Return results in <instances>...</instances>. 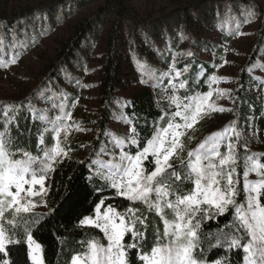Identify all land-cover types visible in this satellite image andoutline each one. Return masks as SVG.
<instances>
[{
    "label": "snow or ice",
    "instance_id": "snow-or-ice-1",
    "mask_svg": "<svg viewBox=\"0 0 264 264\" xmlns=\"http://www.w3.org/2000/svg\"><path fill=\"white\" fill-rule=\"evenodd\" d=\"M254 16L255 12L250 10L246 22H251ZM8 38L11 43L6 45L5 38L0 36V68L3 69L16 64L27 47L16 39L15 33ZM30 43L34 44L35 39ZM6 48L11 55L6 53ZM183 55L193 56V53L173 54L168 70L160 73L154 84L166 92L171 90L169 108L174 111H163L159 117L160 122L167 118V123L154 124L151 138H146L141 147V136L132 118L121 113L118 119L130 125L129 134L118 136L106 132L111 149L101 145L89 161V167L94 169L90 179L115 190L116 195L125 198L130 205H143L144 211L132 206L120 211L100 199L94 214L83 217L79 226L99 230L106 243L97 237L82 241L84 250L74 253L70 264H234L233 251L241 253V260L236 264H264V154L248 150V138L234 119L205 138L196 149L188 150L185 158V138L189 141L194 138L195 126L201 120L213 112H234V108L218 106L212 100L214 93L217 99H230L234 105L238 98L231 89L212 87L228 79L215 74L206 82L209 91L188 94L190 78L181 77L190 71L191 65L176 66V56ZM256 67L264 69V65L253 64L246 71L251 73ZM165 78L168 79L166 87L161 83ZM253 79L264 92V79ZM76 85L88 87L78 80ZM180 90H184L185 95H180ZM38 95L49 108L38 109L31 100L0 104V125L3 126L0 128V264H12L9 246L21 243V239L27 244L31 264H45L42 246L31 233V224L39 219L34 214L38 204L33 198L47 194L49 174L71 151L65 143L67 137L74 130L87 131L72 120L68 109L75 100L69 105L67 92L49 89L47 94ZM118 103L127 106V102ZM24 107L33 121L38 119L44 125L39 139L42 155L12 147L14 138L10 127L15 126L19 135L24 134L16 120ZM50 111L54 113L52 116ZM246 126L252 129L253 136L257 135L252 118L247 119ZM49 131L53 133L51 147L45 145L43 139V134ZM115 149H119L118 154ZM103 155L110 158L103 160L100 158ZM145 162L150 167H146ZM176 162L179 167L174 166ZM253 173L257 179L250 180ZM189 182L191 187H186ZM44 204L46 206V201ZM229 212L232 219L224 227L230 231L218 229L215 243L208 241L210 233L202 231L203 224L218 221ZM145 213L159 217L163 224L162 232L154 226L155 242L147 251L144 241L149 224ZM129 234L130 240L126 242ZM205 241H208L207 249ZM216 248L222 249L224 254L210 262L206 252ZM133 249L136 252L130 256Z\"/></svg>",
    "mask_w": 264,
    "mask_h": 264
},
{
    "label": "trees",
    "instance_id": "trees-1",
    "mask_svg": "<svg viewBox=\"0 0 264 264\" xmlns=\"http://www.w3.org/2000/svg\"><path fill=\"white\" fill-rule=\"evenodd\" d=\"M94 4V10L69 23L70 19ZM169 6V11L157 18H141L128 0H42L39 4L21 1L13 6L4 1L0 4V36L5 38V44L11 43L9 34L15 33L16 39L27 45L17 62L42 46L44 39L51 36L59 26L69 25V34L58 40L54 57L47 60L40 72L28 71L36 75L37 85L28 93L22 89L21 96L0 101V104L31 100L38 109L49 108V105L41 101L38 93L47 94L50 89L67 92L68 103L73 105V100L80 101L87 89L78 87L76 81L84 85V73L95 72L96 81L91 85L96 89L97 105L92 116L84 119L72 116L73 121L87 129L86 138L81 143L73 142L68 146L74 155L58 163L46 180L48 209L34 212L39 219L31 224V233L42 246L45 264H70L71 256L84 250L81 242L92 237L106 243L99 230L79 226L83 217L94 214V207L100 199L105 200V205L111 204L120 211L129 206L144 211L143 205H130L125 198L117 196L115 190L90 179L94 169L89 167V161L101 145L111 149L105 133L118 135L111 128V122L119 112L132 118L141 136V147L146 138H151L154 124L160 123L163 126L167 123V118L163 122L159 121L162 112L168 108L167 104L158 101L164 89L154 84L156 77L168 69L173 54L193 53V56H176V66L182 68L185 64L191 65L190 71L181 77L190 78L188 94L205 93L209 91L206 83L209 76L216 75L226 60L225 48L236 41L246 26L254 27L255 41L250 52L238 64V73L226 77L229 89L238 98L235 105L230 100V106L227 107L234 108V112H222L220 118L224 123L223 128L234 119L237 120V127L242 128L248 138V150L264 154V92L253 79H264V69L256 67L251 73L246 71L253 64L264 65V9L254 0H200L193 5L185 4L184 0H169ZM250 10L255 12V16L251 22H246ZM105 29L104 59L96 62V44ZM216 33L222 45L215 38L206 36ZM32 39H35L34 44L30 43ZM5 51L11 55L8 48ZM200 51L211 52L213 63L202 60ZM14 65L7 69L0 68V71L9 70ZM137 83L143 87L140 93L128 97L122 95V92ZM161 83L166 87L168 79L165 78ZM168 91L171 93V90ZM179 94L185 95V91L180 90ZM118 101L127 102V106L122 107ZM72 107L68 110L71 111ZM53 114L49 112L50 116ZM248 118L254 120L255 128L258 129L256 136L246 126ZM16 120L24 134L19 135L15 126L10 127L14 138L12 147L42 155L39 152V136L44 125L38 119L33 121L26 107L17 114ZM204 129L206 131L208 128ZM197 131L201 132L200 129ZM118 136L125 135L120 132ZM53 143V133L46 132L45 145L51 147ZM80 154L81 158L78 157ZM145 165L150 167L147 162ZM174 166L179 167V162ZM186 187H191L190 182ZM145 214L148 215L149 224L144 241V250L147 251L155 242L154 226H158L162 232L163 224L154 214ZM168 215L171 218V213ZM231 219L229 212L219 217L218 221H206L202 231L210 233L208 241L215 243L218 229L230 231L224 225ZM129 240L130 234L126 242ZM208 241L204 243L206 249ZM9 248L12 264H31L27 244L23 239L21 243L10 245ZM135 252V249L131 250L130 256ZM223 254V250L218 248L206 252L210 262ZM232 260L234 264L240 261L241 253L233 251Z\"/></svg>",
    "mask_w": 264,
    "mask_h": 264
},
{
    "label": "rangeland",
    "instance_id": "rangeland-1",
    "mask_svg": "<svg viewBox=\"0 0 264 264\" xmlns=\"http://www.w3.org/2000/svg\"><path fill=\"white\" fill-rule=\"evenodd\" d=\"M4 1L9 2L12 6L18 2H29L31 4H39L42 0H0V4ZM130 5L137 10L139 17L141 18H157L162 13L169 11V0H128ZM185 4H195L200 0H184ZM264 9V0H254ZM96 8V4L86 8L83 12L79 13L77 16L69 20V23H73L76 19L81 17L83 14H86ZM107 29H105L100 37V40L96 44L95 53L97 55L96 62L104 59V43L106 39ZM69 34V25L59 26L55 32L44 39L43 45L36 49L33 53L27 54L22 60L17 62L11 69L1 72L0 71V101L10 99L14 96H21V90L23 89L25 93L30 92L36 85V75L29 73V70H35L36 72H40L45 64H47V60L49 58H53L55 55V48L58 46V40L64 39ZM206 35L207 37L215 38V41L220 43L219 35ZM255 41V33L253 26H246L242 34L236 39V41L229 47L225 48L226 60L227 63H224L217 71V76L221 77H231L238 73V64L244 59L245 55L250 52V49ZM200 58L202 60L208 61L209 63H213V54L211 52L200 51ZM97 65V63H95ZM90 66H94L91 64ZM168 70V69H167ZM166 70V71H167ZM203 73V72H202ZM203 75V74H202ZM95 72L84 73L83 84L88 85L85 90V95L81 98L80 101H76L72 107V116L77 115L78 119H84L92 116L94 112V108L97 105L96 99V89L92 87L91 84H94L96 81ZM213 88H221V89H229V84L226 81H222L218 85H212ZM142 86L140 84H133L127 91L122 92V95L125 97L133 96L134 94H138L142 90ZM81 92V91H80ZM171 93L169 91H163L160 97H158V101L162 104H167V111H174V108H169V100L168 96ZM212 100L218 106L229 107L230 99L223 98L217 99L216 94L214 93ZM165 106V105H164ZM122 112H119L113 121L111 122V128L118 135L122 132L123 135L129 134L130 125L123 123L118 119ZM219 114V115H218ZM221 112H213L210 116L205 117L201 120L196 126V130L194 133V138L192 140H188L185 138V152L184 156L186 158L187 151L190 149H196L197 146L205 140L208 136L213 133L222 130L224 123L221 121ZM82 128L85 129V126L81 125ZM204 128H208L204 131ZM198 129L201 132L197 131ZM86 131H72L71 135L67 137L66 144L69 146L73 142L81 143L85 140ZM192 133L190 132V135ZM40 139V136H39ZM43 139L45 143V133L43 134ZM222 150V149H221ZM223 151V150H222ZM116 153H119V149H116ZM74 153L69 151L68 156L65 158L72 157ZM81 154L78 156L81 158ZM109 155H104L103 160L109 159ZM64 159V158H63ZM177 163V162H176ZM94 171V170H93ZM250 180L257 179L255 174H250ZM47 187V186H46ZM34 201L38 204V207L34 209V212H43L48 209L46 195L43 197L37 196L33 198ZM46 201V206L44 204Z\"/></svg>",
    "mask_w": 264,
    "mask_h": 264
}]
</instances>
